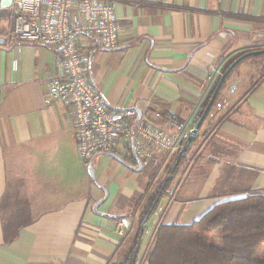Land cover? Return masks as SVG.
<instances>
[{"label":"crops","instance_id":"0c3cea01","mask_svg":"<svg viewBox=\"0 0 264 264\" xmlns=\"http://www.w3.org/2000/svg\"><path fill=\"white\" fill-rule=\"evenodd\" d=\"M109 1L117 49L77 38L91 85L109 109L133 107L143 121L180 136L194 125L224 62L262 37L263 23L231 14L264 17V0ZM14 9L12 0L0 11L12 15ZM0 38V199H8L4 210L22 207L32 219L5 242L0 213V264H116L137 233L134 197L145 181L128 166L137 162L95 154L92 178L77 154L70 107L44 102L56 50L19 41L10 17L0 19ZM170 116L181 120L180 127ZM187 158V192H180V181L161 224L191 223L245 190L264 198V80ZM201 165L207 170L199 191L189 193L196 176L188 173Z\"/></svg>","mask_w":264,"mask_h":264},{"label":"built area","instance_id":"2783aa9c","mask_svg":"<svg viewBox=\"0 0 264 264\" xmlns=\"http://www.w3.org/2000/svg\"><path fill=\"white\" fill-rule=\"evenodd\" d=\"M11 19L12 33L19 41L58 54L44 102L70 107L76 150L86 171L95 154L128 158L143 166L180 147L184 135L143 121L135 108L106 107L86 75L88 58L79 53V36L98 40L104 49L119 45L111 1L15 0ZM174 118L170 116L171 121ZM123 227V221L118 220L116 232L122 234Z\"/></svg>","mask_w":264,"mask_h":264},{"label":"trees","instance_id":"16d2710c","mask_svg":"<svg viewBox=\"0 0 264 264\" xmlns=\"http://www.w3.org/2000/svg\"><path fill=\"white\" fill-rule=\"evenodd\" d=\"M10 14L11 12L9 10H1L0 19H8ZM231 15L252 23L260 21L263 23L264 29L263 16H252L237 13ZM261 38V40L259 39L258 42V44L261 45L260 47L255 48V46L244 49L230 56L224 62L216 78L218 77L219 79L220 75L232 63V61L243 53L251 50L264 49V30L262 31ZM252 58L262 59L264 58V54L248 56L235 65L223 81L211 107L214 105V102L219 96V92L223 87L224 82L227 80L230 74L239 64ZM216 78L209 92L206 94L200 104L197 118L207 104L210 95L216 86L218 81ZM263 80L264 67L261 68L257 78L252 79V84L245 92L243 98L245 99L246 96ZM229 114H226L223 119L217 123V126L227 120L229 118ZM173 121H175L178 125L181 123V120L177 118H174ZM186 135H184V137L181 139L180 147L173 153V162L167 168L169 176L165 177L164 180L158 184L157 192L149 197L147 206L145 207L140 222L138 223L137 233L135 236H132L134 237V240L130 251L125 254L123 260L117 262L116 264L136 263V255L139 251L140 240L146 227L144 224L143 232L140 234L141 223L146 217L148 219L159 205L160 200L166 194L168 185L172 181L173 176L179 172L181 164L186 158L190 147L196 141L197 136H195V138L184 147L183 153L180 157H178V153L185 143ZM156 160L157 159L155 158V161ZM153 162L150 164H153ZM7 200L8 199H5L4 196L0 199V213L2 217V231L4 241L11 242L16 237L18 230L29 224L32 219L30 217L29 210H25L22 207H19L15 210H4V208H7ZM213 237L220 238V246L214 245L212 243ZM263 244L264 198L258 190H245L241 197L215 204L198 219L193 220L191 223L159 224L155 228L153 241L149 251L145 256V260L147 264H264V253L261 252Z\"/></svg>","mask_w":264,"mask_h":264},{"label":"rangeland","instance_id":"374dc122","mask_svg":"<svg viewBox=\"0 0 264 264\" xmlns=\"http://www.w3.org/2000/svg\"><path fill=\"white\" fill-rule=\"evenodd\" d=\"M11 18V15H10ZM12 21V19H11ZM264 29H262L263 31ZM262 39V38H261ZM260 39V40H261ZM261 45L257 44L255 48L260 47ZM264 67V58H252L245 60L243 63L239 64L236 69L230 74L227 80L224 82L223 87L219 92V96L216 98L214 105L211 107L208 115L203 121L200 129L197 132L196 141L190 147L187 155L190 152H196L198 149V143L201 142L205 137H210V135L214 133L217 123L223 119L226 114H229L230 117L234 112H236L243 102V96L247 89L252 84V79H256L261 68ZM218 79V77L216 78ZM217 81V80H216ZM217 84V83H216ZM211 96V95H210ZM156 125V124H155ZM159 126V125H157ZM161 127V126H160ZM165 130L169 132H175L170 129V127H163ZM214 148H209V151H214ZM203 151V150H202ZM174 151L165 152L156 156V161L150 165H144L143 168L138 171V177L141 182L145 181L142 186V193L140 195H135L134 210L138 211L137 222H140L141 216L147 206L149 197L154 195L157 192V186L160 182L164 180L165 177L169 176L167 172L168 166L171 165L174 159ZM204 153V151H203ZM184 159L179 169V172L173 176L172 181L168 185L166 194L164 198L160 200V204L154 213L153 218L146 223V227L144 229V234L140 240L139 252L137 258V264H142V261L145 260L147 252L151 247V243L153 241L152 228L155 225L161 224V222H166L165 220V208L166 204L169 203L170 199L177 195L176 187L179 185V190L187 192L188 189V179H187V168L189 166V159ZM202 166V167H201ZM200 167H195L194 170L189 174H194L196 176L194 180V184L189 188V193H198L200 181L202 180V176L205 174L206 166L201 165ZM199 184V185H198ZM181 197L185 195L179 193ZM168 223H173V220H170ZM155 231V230H154ZM134 237H131L128 241V247L126 249V253H128L133 245ZM212 243L214 245L220 246L221 241L218 237L212 238ZM261 252L264 253V244L262 245ZM145 255V256H144ZM143 264L146 262L143 261Z\"/></svg>","mask_w":264,"mask_h":264},{"label":"water","instance_id":"95a60500","mask_svg":"<svg viewBox=\"0 0 264 264\" xmlns=\"http://www.w3.org/2000/svg\"><path fill=\"white\" fill-rule=\"evenodd\" d=\"M12 3V0H0V8H5L7 6H9ZM2 41V38H0V42ZM117 49V48H116ZM259 54H264V49L261 50H251L248 52L243 53L242 55H240L239 57H237L235 60L232 61V63L225 69V71L220 75L217 84L207 102V104L205 105V107L203 108L202 112L200 113L199 117L197 118V120L195 121L193 127L188 131L187 135H186V139H185V143L183 145V147L180 149L179 153H178V157L181 156V154L184 151V147L189 144L196 136L197 131L199 129V127L201 126L204 118L206 117L211 105L213 104V101L215 99V96L218 92V90L220 89L223 81L225 80L226 76L230 73V71L233 69V67L235 65H237L241 60L245 59L248 56H252V55H259ZM138 112V115L140 116V111L138 109H136ZM120 162L124 163V161L122 159H119ZM126 164V163H124ZM127 165V164H126ZM132 170L138 172L142 169V163L140 161H137V166H130L128 165ZM88 173L91 174V177L93 178V174H92V169H91V165L88 168ZM98 204H95L93 206V210L96 212V207ZM147 221V217L142 221L141 223V227H140V234L143 232V226Z\"/></svg>","mask_w":264,"mask_h":264}]
</instances>
